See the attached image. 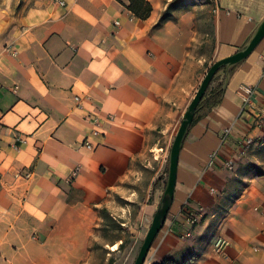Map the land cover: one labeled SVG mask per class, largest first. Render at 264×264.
Returning a JSON list of instances; mask_svg holds the SVG:
<instances>
[{
    "label": "crops",
    "instance_id": "crops-1",
    "mask_svg": "<svg viewBox=\"0 0 264 264\" xmlns=\"http://www.w3.org/2000/svg\"><path fill=\"white\" fill-rule=\"evenodd\" d=\"M63 1L0 0V264L84 263L100 209L143 237L207 69L264 19V0H145V20L129 0ZM220 78V103L183 140L148 264H264V129L253 122L264 113V39ZM241 86L254 88L244 111ZM214 152L232 169L206 170Z\"/></svg>",
    "mask_w": 264,
    "mask_h": 264
},
{
    "label": "water",
    "instance_id": "water-1",
    "mask_svg": "<svg viewBox=\"0 0 264 264\" xmlns=\"http://www.w3.org/2000/svg\"><path fill=\"white\" fill-rule=\"evenodd\" d=\"M264 39V19L258 24L244 48L234 55L214 62L207 69L194 97L187 106L185 113L182 116L176 135L172 141L168 154V172L163 194L156 212L152 217L151 224L141 243L133 264H146L147 255L150 248L156 239L158 233L163 228L167 219L176 184V173L178 165V156L183 143V140L192 124L195 112L208 90L211 82L220 70L226 72V78L230 69L244 61L256 48V46Z\"/></svg>",
    "mask_w": 264,
    "mask_h": 264
},
{
    "label": "rangeland",
    "instance_id": "rangeland-1",
    "mask_svg": "<svg viewBox=\"0 0 264 264\" xmlns=\"http://www.w3.org/2000/svg\"><path fill=\"white\" fill-rule=\"evenodd\" d=\"M202 54L208 56L206 52ZM220 80L222 78L218 79L217 82H220ZM173 139L174 137L171 140L170 146ZM170 146L169 148L167 147V151H169ZM164 170L163 186L165 187L168 163ZM122 203L124 204L125 202ZM121 221L117 218L114 219L112 216L109 219L100 216V221L92 231L90 257L82 264H133L148 229L143 237H140V234H138L134 239L128 228L121 224ZM119 241L121 243H118ZM114 245H116L115 249H112ZM146 264H148V260H146Z\"/></svg>",
    "mask_w": 264,
    "mask_h": 264
},
{
    "label": "built area",
    "instance_id": "built-area-1",
    "mask_svg": "<svg viewBox=\"0 0 264 264\" xmlns=\"http://www.w3.org/2000/svg\"><path fill=\"white\" fill-rule=\"evenodd\" d=\"M54 3L58 4V6L60 7H65V3L63 0H52ZM193 2H201L202 0H192ZM215 1V0H212ZM213 13H219L217 8L213 9ZM225 15H229L228 12H222ZM115 25H118L117 23H115ZM238 94L240 95L241 101H242V111H244L246 108H253L252 107V102H251V97L254 94V88L253 87H249V86H241L238 90ZM77 100V99H76ZM253 122H254V128L256 129H264V113L261 112H257L256 114H254L253 116ZM94 135H96V133H93ZM233 134V128H226L222 131V138L223 141L231 136ZM244 142L245 144L251 145L252 144V140L250 138H244ZM84 146L86 148H91V145L89 143L84 142ZM165 160H168V156H166ZM220 167L221 169H225V170H231L232 169V164L229 161H222L219 159L218 154L216 152L212 153L209 156L208 162L205 165V169H215ZM184 216L186 217V221L190 224V225H194L196 224V213L192 212L189 210V208H186V210L183 211ZM226 244H219L218 248L222 249Z\"/></svg>",
    "mask_w": 264,
    "mask_h": 264
},
{
    "label": "trees",
    "instance_id": "trees-1",
    "mask_svg": "<svg viewBox=\"0 0 264 264\" xmlns=\"http://www.w3.org/2000/svg\"><path fill=\"white\" fill-rule=\"evenodd\" d=\"M126 9L132 14L134 18L139 20H145L151 12V6L145 0H129ZM223 80L224 79L222 78L220 82H217L218 81L217 79H213L195 112L191 126H193L213 107L217 106L220 103L223 94V89H222ZM98 215L99 217L101 216L102 218H106V219L110 218L109 213L105 209H100L98 211ZM154 264H177V263L172 259H164L161 262ZM184 264H189V262H186Z\"/></svg>",
    "mask_w": 264,
    "mask_h": 264
},
{
    "label": "bare ground",
    "instance_id": "bare-ground-1",
    "mask_svg": "<svg viewBox=\"0 0 264 264\" xmlns=\"http://www.w3.org/2000/svg\"><path fill=\"white\" fill-rule=\"evenodd\" d=\"M114 248H115V246L112 247V249H114Z\"/></svg>",
    "mask_w": 264,
    "mask_h": 264
}]
</instances>
